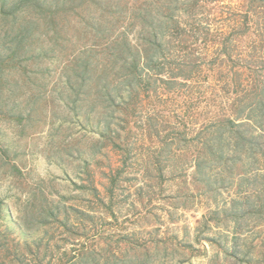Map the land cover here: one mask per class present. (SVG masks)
Here are the masks:
<instances>
[{
	"label": "rangeland",
	"instance_id": "374dc122",
	"mask_svg": "<svg viewBox=\"0 0 264 264\" xmlns=\"http://www.w3.org/2000/svg\"><path fill=\"white\" fill-rule=\"evenodd\" d=\"M144 1L132 0L126 16ZM182 2L146 0L156 17L198 27L178 44L167 38L154 72L186 77L191 68L168 61L177 56L202 65L173 89L157 78L141 86L137 102L116 108L122 135L109 139L103 101L88 120L96 75L80 115L71 103L67 66L87 44L101 53L110 37L95 36L92 5L75 0L62 11L57 37L36 9L15 16L0 0V264H243L229 254L236 248L264 259L255 246L264 237V0ZM251 112L241 155L230 130L220 138L222 126L202 135L216 140L209 151L200 128ZM202 158L212 163L199 172Z\"/></svg>",
	"mask_w": 264,
	"mask_h": 264
},
{
	"label": "trees",
	"instance_id": "16d2710c",
	"mask_svg": "<svg viewBox=\"0 0 264 264\" xmlns=\"http://www.w3.org/2000/svg\"><path fill=\"white\" fill-rule=\"evenodd\" d=\"M5 1L6 4L12 3L10 0ZM131 1L132 0H88L92 5L90 12L93 13V19L100 22V25L93 26L97 32L95 36L110 33V37L108 40L103 39L101 53H98L100 51L98 50L97 43L91 46L87 44L78 50L79 55L77 58H74L71 64L67 66L70 69V74L68 76L71 81L70 88L72 94L77 96L75 100H71L73 105L72 109H78L79 115L81 109H83V106L79 103L80 101L84 102L86 100L82 96L84 93L83 88L87 85L89 80L96 75L97 83L99 82L102 87L97 90L98 92L96 91V97H94L92 108H90L87 113L88 120L91 121V119H94L93 111L98 107L96 100H98L99 103L103 101L104 107L102 108L104 110L102 114L106 126L102 128V133L104 137L109 139L115 138V135L117 137H121L122 135L118 129L114 128L113 121L115 119H123L121 115L117 114L116 108L124 109L123 105L126 104V107H129L134 102H137L141 98V86L148 90L152 87L155 88L154 78H157L156 80L158 81L170 84L172 89L181 83L187 84V82L184 81L191 79L192 74L195 73V67H200L203 63L198 60L199 58L196 56V60H190L184 56H177L174 59H169V63L177 64L178 71H182V68H191L192 72L190 74H185L186 77H182L180 72L174 71L171 73L170 77H164L166 74L163 73L167 71L165 68L156 74L154 71L160 69L159 67L164 65V62H162L164 57L168 58L165 54V49L168 48L167 38H169L170 35L173 36L175 40L177 39L176 43L178 44L185 39V36L192 33L193 30L198 29V27H189L187 23H181L180 18L173 13L161 14L160 18L156 17L153 12L159 9H157L154 3H146V0L142 2L140 6H137L138 9L133 17L128 18L126 13L131 9ZM165 1L174 2L175 7H180L182 5L181 8L184 9V2H182V0ZM12 4L13 11L11 13L15 16L20 9L24 10L25 8L29 11L30 9L27 8L36 9L38 13L37 17L45 22L48 30L55 29L54 32L57 37L62 30L59 26V20L62 19V11L76 9L75 0H19L18 3L14 2ZM64 4L70 6L63 8L62 5ZM157 13L159 14V12ZM247 17H249L248 14ZM123 20H127L134 29H139L135 36H131L129 29L123 24ZM29 22L32 23L33 19L31 18ZM139 23L143 24L139 27ZM247 29H249V25ZM196 34L197 32L191 37H194ZM68 39L73 38L68 36ZM186 46L189 47V45L185 44L183 41L181 49H187ZM104 51L106 57L103 61H100L98 57L100 54H104ZM190 53L194 55L193 52ZM231 59H233L232 56ZM101 66V72L96 74ZM72 81L78 82L73 84ZM255 109L256 107H253L251 111L253 112ZM252 112L243 118H241L242 114L240 113L237 118L228 117L220 122H212L213 120H210L212 123L208 124L205 128H200L199 135L203 140L202 135L205 134L204 132L207 129L222 126L220 138L222 139L225 135V130H230L236 138V144H234L235 150L237 149L239 155H241V147H245L247 142H250L247 141L248 136L243 130L244 125L251 122L253 117ZM103 120L101 121L103 122ZM89 125V128L95 127L92 123H89ZM203 141L209 151L213 153L216 146L214 137H207ZM237 158L239 157H236L233 161ZM211 161V159L208 160L207 158L199 159L197 162L199 172L200 170L204 171L207 164ZM208 179H210V177H208ZM255 246L260 250H264V237ZM242 251L243 250H240V248H236L234 253H228L233 255L239 262H243V264H264L262 256H252L251 250Z\"/></svg>",
	"mask_w": 264,
	"mask_h": 264
}]
</instances>
